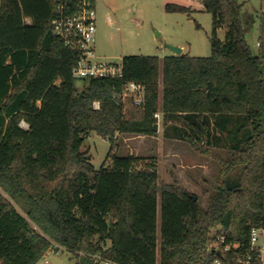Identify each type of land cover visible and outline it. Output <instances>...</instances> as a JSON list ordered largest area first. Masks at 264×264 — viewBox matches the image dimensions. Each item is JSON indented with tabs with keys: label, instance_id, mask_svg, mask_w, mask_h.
<instances>
[{
	"label": "trees",
	"instance_id": "1",
	"mask_svg": "<svg viewBox=\"0 0 264 264\" xmlns=\"http://www.w3.org/2000/svg\"><path fill=\"white\" fill-rule=\"evenodd\" d=\"M201 1L211 55L124 56L122 77L89 79L83 91L79 53L53 32L54 1H1L0 264H36L53 243L77 264H262L251 235L264 229V49L247 41L256 19L243 3ZM130 81L146 87L141 106L116 97ZM156 113L182 120L171 128L198 150L230 148L225 174L241 166V189L222 182L203 207L178 182L162 183L154 160L114 151L120 134L157 135ZM91 133L111 142L99 169L83 150ZM219 235L238 247L214 248Z\"/></svg>",
	"mask_w": 264,
	"mask_h": 264
},
{
	"label": "rangeland",
	"instance_id": "2",
	"mask_svg": "<svg viewBox=\"0 0 264 264\" xmlns=\"http://www.w3.org/2000/svg\"><path fill=\"white\" fill-rule=\"evenodd\" d=\"M239 1L244 4L243 12L255 16L256 24L248 33L247 41L253 53L258 55L261 47L264 49V27L261 29L264 0ZM167 3L189 6L193 11L190 14L170 13L165 9ZM97 13L96 51L103 59L120 62L124 56L129 55L164 57L174 52L170 45L182 49L184 47V53L191 56H209L212 53V15L205 11L201 0H97ZM218 35L224 39L226 29H219ZM88 85L89 81L76 79L79 91ZM130 105L134 104L127 102L126 108ZM23 125L27 127L26 123ZM162 126L160 114L157 135L120 134L115 138L114 151L119 155L130 154L154 160L162 183L178 182L197 196L201 206L206 207L209 196L226 181L227 175L231 172L235 178L241 170V166L236 165L225 174L223 161L231 160L233 151L222 147L198 150L188 140H167L163 137ZM110 148L111 142L97 133H91L83 145V150H89L92 155V162L97 169L106 161ZM262 250L264 256V245ZM77 262L72 252L60 248L57 253L46 252L36 264Z\"/></svg>",
	"mask_w": 264,
	"mask_h": 264
},
{
	"label": "built area",
	"instance_id": "3",
	"mask_svg": "<svg viewBox=\"0 0 264 264\" xmlns=\"http://www.w3.org/2000/svg\"><path fill=\"white\" fill-rule=\"evenodd\" d=\"M55 3V14L52 19V28L54 34L61 39L64 44L79 53V60L73 69V76L76 79L89 80L92 78H120L124 72L123 58L120 62H114L103 59L96 51V34H97V0H53ZM116 97L121 99L125 104L130 102L136 106H141L146 100V87L144 84L130 81L123 85L121 93ZM100 103L95 102V108H99ZM160 118V113L155 114ZM264 237L263 228H254L251 235V246L259 247L260 238ZM226 238L223 235L217 237V243L214 248L223 247L224 251L232 247H238L237 243L225 244ZM65 249L57 243L48 249V253H57L59 249ZM94 264H101L103 261L100 257H95ZM246 264H252L251 256L246 259ZM111 263V262H109ZM214 264H222L219 259ZM262 264L264 260L262 257Z\"/></svg>",
	"mask_w": 264,
	"mask_h": 264
},
{
	"label": "crops",
	"instance_id": "4",
	"mask_svg": "<svg viewBox=\"0 0 264 264\" xmlns=\"http://www.w3.org/2000/svg\"><path fill=\"white\" fill-rule=\"evenodd\" d=\"M184 53V47H183V51H182V54ZM169 55H176L175 52L173 53H169ZM168 56V55H166ZM165 57V56H164ZM161 114V113H160ZM162 122H163V126H162V130H163V137H165V139L167 140H184V139H181L180 138V135L178 133V131L174 130L173 128H171L172 126L174 125H178V126H182L183 125V122L182 120H177V121H169L167 124L163 121V115H162ZM169 128V130H168ZM158 131H159V128H158ZM137 156V155H135ZM260 245H264V237H261L260 238ZM262 257H263V260H264V256H263V250H262Z\"/></svg>",
	"mask_w": 264,
	"mask_h": 264
},
{
	"label": "water",
	"instance_id": "5",
	"mask_svg": "<svg viewBox=\"0 0 264 264\" xmlns=\"http://www.w3.org/2000/svg\"><path fill=\"white\" fill-rule=\"evenodd\" d=\"M175 53L176 55H181L182 54V51L183 49L180 48V47H177V46H169ZM241 183H242V175L241 174H238L235 178H233V173H229L226 177V184H227V187L231 190L233 189H241ZM193 199L195 201H197V196L195 195H192ZM220 253V252H218Z\"/></svg>",
	"mask_w": 264,
	"mask_h": 264
}]
</instances>
